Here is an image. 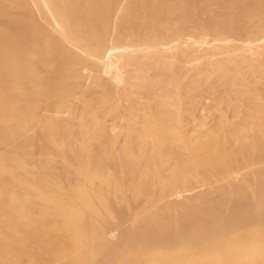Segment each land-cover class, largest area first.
I'll use <instances>...</instances> for the list:
<instances>
[{"label":"bare ground","instance_id":"obj_1","mask_svg":"<svg viewBox=\"0 0 264 264\" xmlns=\"http://www.w3.org/2000/svg\"><path fill=\"white\" fill-rule=\"evenodd\" d=\"M263 9L0 0V264H264Z\"/></svg>","mask_w":264,"mask_h":264},{"label":"rangeland","instance_id":"obj_2","mask_svg":"<svg viewBox=\"0 0 264 264\" xmlns=\"http://www.w3.org/2000/svg\"><path fill=\"white\" fill-rule=\"evenodd\" d=\"M264 10V9H263ZM7 25H9L8 23H7V21H4V22H1V27H6Z\"/></svg>","mask_w":264,"mask_h":264}]
</instances>
